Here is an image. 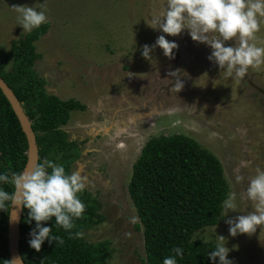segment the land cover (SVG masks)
I'll return each instance as SVG.
<instances>
[{"label": "rangeland", "instance_id": "1", "mask_svg": "<svg viewBox=\"0 0 264 264\" xmlns=\"http://www.w3.org/2000/svg\"><path fill=\"white\" fill-rule=\"evenodd\" d=\"M40 3L44 0H0L1 50L25 33L13 7L39 10ZM153 4L45 0L49 25L35 42L40 57L34 69L49 93L86 106L71 111L64 126L81 150L70 173L86 178L104 218L83 237L111 241L109 264H145L143 232L136 229L140 220L127 189L132 165L150 137L181 133L220 160L229 193H236L235 211L224 216L223 210L218 224L198 229L193 238L225 244L233 264H264V225L233 237L226 223L254 210L245 195L248 179L264 169V65L249 68L243 80L225 76L209 61L211 48L193 41L188 30L170 36L151 28ZM160 35L178 44L174 58L156 47L152 60L145 59L143 46L154 45ZM257 36L264 46V26ZM177 71L184 85L179 92L177 77L170 75ZM237 176L243 180L237 182Z\"/></svg>", "mask_w": 264, "mask_h": 264}, {"label": "trees", "instance_id": "2", "mask_svg": "<svg viewBox=\"0 0 264 264\" xmlns=\"http://www.w3.org/2000/svg\"><path fill=\"white\" fill-rule=\"evenodd\" d=\"M48 22L0 49V76L13 90L31 120L38 145V164L51 160L70 173L71 164L81 154L79 143L69 139L64 126L70 112L86 106L74 98L60 99L45 88V80L34 69L40 55L35 42L47 31ZM27 141L12 107L0 90V172L20 173L26 163ZM50 171V169H49ZM14 191L10 185H0ZM142 229L145 264H163L174 247H182L177 264H213L208 253L216 243L193 238L205 226L216 225L229 194V184L220 160L197 140L181 133L150 137L132 165L127 185ZM86 204L84 215L74 221L73 233L87 231L103 221L98 200L85 189L80 194ZM10 210V208H9ZM8 211H0V264H10L7 244ZM23 208L19 249L25 264H109L110 241L88 242L83 235H70L55 226V218L42 222L52 234L62 237L56 245L47 240L37 252L29 245L35 221L26 222ZM218 264V258L216 261Z\"/></svg>", "mask_w": 264, "mask_h": 264}, {"label": "clouds", "instance_id": "3", "mask_svg": "<svg viewBox=\"0 0 264 264\" xmlns=\"http://www.w3.org/2000/svg\"><path fill=\"white\" fill-rule=\"evenodd\" d=\"M19 14L18 20L23 32H31L47 22L46 6L40 3V9L29 6H15ZM148 25L159 29L170 36H177L188 30L193 41L206 44L211 48L208 56L227 77L243 80L249 68H259L264 65V46L258 45L257 34L264 26V0H154L153 10ZM234 40V45L227 42ZM159 47L164 56L172 59L174 50L178 49L175 41H169L164 35L158 36L155 44H145L142 56L151 61V52ZM177 72L170 73L177 77L174 89L179 92L183 82ZM50 169V171H49ZM237 182L243 176H237ZM10 185L14 191L8 192L0 187V211L9 208L28 209V223L35 221V227L30 232L29 245L37 252L47 240L56 245L64 243L63 238L53 235L52 228L44 226L55 218V226L63 228L70 235L79 238L81 232L73 233L74 221L81 218L86 210V204L80 194L85 191L87 181L80 172H67L61 164L44 160L31 171L0 172V185ZM246 199L254 210L235 219H228L229 234H253L258 226L264 225V169L257 168L255 175L249 177L246 188ZM224 216L235 211L236 193H229L223 201ZM224 241L223 236H218ZM230 249L225 244L218 243L214 250L208 253L213 264H233L228 259ZM182 247H174L171 254L163 259V264H177V257L183 258ZM16 261H10L15 264Z\"/></svg>", "mask_w": 264, "mask_h": 264}, {"label": "water", "instance_id": "4", "mask_svg": "<svg viewBox=\"0 0 264 264\" xmlns=\"http://www.w3.org/2000/svg\"><path fill=\"white\" fill-rule=\"evenodd\" d=\"M0 90L5 95L9 101L13 112L15 113L21 129L26 137L27 141V150H26V163L22 171H31L38 164L39 154H38V145L36 142L35 133L32 129L31 120L26 115L23 107L14 94L13 90L9 85L4 81L0 76ZM21 171V172H22ZM23 207L10 208L8 215V228H7V244L9 251L10 261H16L15 264H25L21 258L19 241H20V222L22 217Z\"/></svg>", "mask_w": 264, "mask_h": 264}, {"label": "flooded vegetation", "instance_id": "5", "mask_svg": "<svg viewBox=\"0 0 264 264\" xmlns=\"http://www.w3.org/2000/svg\"><path fill=\"white\" fill-rule=\"evenodd\" d=\"M75 161H76V160H75ZM86 190L89 191V192L92 194V192H91L90 190H88L87 188H86ZM92 195L97 199V197H96L94 194H92ZM97 200H98V199H97ZM98 202H99V201H98ZM99 204H100V202H99ZM100 207H101V204H100ZM99 210H100V208H99ZM99 210H98V212H99ZM99 213H100V212H99ZM100 214H101V213H100ZM96 225H97V224H96ZM94 226H95V225H94ZM94 226H93V227H94ZM93 227H92V228H93ZM87 231H88V230H87ZM103 240H108V241H110L109 239H103ZM103 240H101V241H103ZM110 244H111V241H110Z\"/></svg>", "mask_w": 264, "mask_h": 264}]
</instances>
